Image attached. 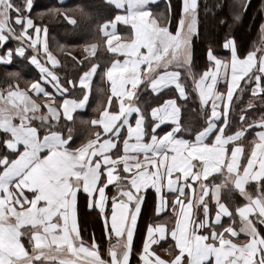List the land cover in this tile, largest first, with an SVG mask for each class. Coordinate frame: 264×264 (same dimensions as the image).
Returning a JSON list of instances; mask_svg holds the SVG:
<instances>
[{"label": "snow or ice", "instance_id": "6c2138e0", "mask_svg": "<svg viewBox=\"0 0 264 264\" xmlns=\"http://www.w3.org/2000/svg\"><path fill=\"white\" fill-rule=\"evenodd\" d=\"M34 7V0H0V64L26 59L40 73L30 90L48 98L43 112L18 85L0 92V264H55L59 257H65L59 264H80L66 254H83L88 264H132L133 257L136 264H264V48L243 53L228 34L222 48L230 57L218 56L209 41L206 67L200 74L193 71L201 27L210 30L228 22L218 16L224 0H165L162 12L154 11L159 0H103L98 7L108 18L98 30L117 57L103 69L111 94L91 122L101 130L75 148L71 128L67 136L55 130L61 127V109L73 120L102 66L92 63L80 75L83 99H68L54 71L59 61L48 49L47 27L35 22ZM228 8L232 24H239L253 2L232 0ZM257 13L264 14V0L255 6ZM121 24L129 29L124 36L117 31ZM260 29L264 32V19ZM12 43L14 48L8 46ZM96 49V44L85 47L92 56ZM188 78L206 118L203 125L193 124L187 107L190 93L182 81ZM220 81L226 92L218 91ZM43 84L65 96L59 106ZM246 92L250 99L232 131L234 104ZM143 93L148 95L142 100ZM253 129L259 130L246 154L241 139ZM215 174L224 177L220 184L209 183ZM228 182L246 201L234 213L219 197ZM250 182L255 194L246 189ZM150 196L157 214L171 205L175 224L170 233L166 222H149L141 231ZM81 200L108 238L110 260L101 258L95 233L86 246L78 219ZM234 215L240 218L238 230L231 224L221 227L222 217ZM168 235L174 245L163 259L150 248Z\"/></svg>", "mask_w": 264, "mask_h": 264}, {"label": "trees", "instance_id": "16d2710c", "mask_svg": "<svg viewBox=\"0 0 264 264\" xmlns=\"http://www.w3.org/2000/svg\"><path fill=\"white\" fill-rule=\"evenodd\" d=\"M209 2L211 3L213 0H209ZM231 2L232 0H224L225 7L218 13L219 17L228 21L227 23L219 26L213 25L210 30H205L203 26L201 27V35L197 37L195 41L193 70L196 74H200L206 67L204 52L209 41H211L216 48L218 56H227V52L222 48V43L228 34L235 37L238 48L243 53H247L250 50H256L261 44L260 24L262 19H264V14H253L255 12V6L259 4V0H252L253 8L248 11L239 24H232L228 8V5ZM173 3L175 4L176 0H173ZM102 4L103 0H67L64 3H56L54 0H47L46 3L43 2L42 4H36V7L38 8H49L48 13L42 19L38 20L35 18V21L47 27L50 48L60 60V65L56 68V71L60 80L65 85H67L69 79L74 80L88 65V63L85 64L84 62H80V64H78L77 62V59L81 57V48L83 44L88 43L91 40L98 41L99 47L93 59L102 67L113 57L111 53L103 48L102 36L98 30L99 24L103 23V20L108 18L106 9L98 7ZM157 10L162 12L164 9L159 5ZM67 17H71L75 21V24L69 22ZM173 23H175V21H173ZM172 30L174 31L175 29L173 28ZM186 85L190 93L187 107L190 110L193 124L203 125L204 121L201 120V116L192 112V110L197 109L195 92L189 83H186ZM249 98L250 94L246 92L241 96V99L234 104L232 131H235L239 126L240 110L247 104ZM260 111H264V108L260 109ZM85 116H88L87 112ZM203 119L205 120V118ZM58 123L61 127H58L55 130L62 131L64 134L68 132L69 128H71L72 131L77 128L79 131H82L83 129L81 124L75 122L59 121ZM36 125H39V122H36ZM253 132L254 131L245 135L244 144L246 153L250 148V139L252 138ZM224 201L231 207L235 204H240L242 199L235 194L232 196H226ZM149 202H151L150 199L148 200V203ZM78 215L79 225L82 229V236L86 237V234L89 235L90 233L95 232V230H98L99 233H101L100 227L96 223L94 213L85 211L83 206H79ZM95 235L98 238V242L102 245L103 256L105 254L107 242L101 234H97L96 232Z\"/></svg>", "mask_w": 264, "mask_h": 264}, {"label": "crops", "instance_id": "0c3cea01", "mask_svg": "<svg viewBox=\"0 0 264 264\" xmlns=\"http://www.w3.org/2000/svg\"><path fill=\"white\" fill-rule=\"evenodd\" d=\"M46 1L47 0H34L35 8L32 9V15L34 18H37L38 20H40L48 13V11H49L48 7L47 8L46 7L45 8L36 7V4H38V3L42 4L43 2L46 3ZM66 1L67 0H54V2H56V3H64ZM159 5L161 6L162 9H164L165 0H159ZM155 11L159 12V10H157V9H155ZM67 20L69 21L68 17H67ZM36 23H39V22H36ZM39 24L41 25L42 28L45 26V25H42L41 23H39ZM128 30H129L128 26H125L122 24L118 25L117 31H118L119 35H121V36L126 35ZM260 32H261V44L257 49L264 48V32H262L261 29H260ZM42 37H43V33H42ZM46 39L48 42V30H47ZM105 40H106V37L102 36V46L106 51H108L107 45L104 42ZM91 44L97 45V49H96V52H97L98 47H99L98 41H92L91 40L88 43L83 44L82 48H81V57L79 59H77V62H78V64H80V62H84L85 64L88 63V65L74 80H72V79L68 80V81H75L76 82L75 86L71 83H67V85H65L60 80V82L63 84V86L68 89L67 93L65 94V96H67L68 99H71V100L83 99V91L79 85V77L84 71H86L91 66L92 63H98L97 61H95L93 59L94 56H92L90 54V52L85 51V47L88 45H91ZM8 46L14 48L16 45H15V43H12ZM48 49L59 61V64H57L55 66V69H54V71L58 75L56 68L59 67L60 60H59L58 56L54 53V51L50 48L49 42H48ZM225 51L227 52V56H220V57H230V52L228 50H225ZM30 54H31V50H30ZM115 58H117V57L113 56L108 61L107 64H105L103 67H101V69L93 75L92 80L90 82V88L88 90L89 96H88V100L86 102V105L84 108L77 109L73 112V120H71V121L67 120L63 116V110L61 109V118L59 121H69V122L79 123V124H81V126L83 128L82 131H79L78 128L74 129L72 131L73 143L71 144V146L73 148L79 147L81 144L87 143L89 139L94 138L95 132L101 130L100 128L96 127L95 125H92L91 122L93 119L99 118L100 111H103L104 106L106 104H108L107 97H108V95L111 94L110 93V83L107 81L106 77L104 76L103 69H104V67H107L108 65H110L111 60L115 59ZM119 58L123 59V57H119ZM40 59L43 62L44 57L41 56ZM11 66H13V67H11ZM11 66H7L5 64H0V92L6 93L9 89V85H12L13 87L18 85L20 89H24V90L28 91L29 95L32 97V99L35 100L38 104H40L42 106L43 112H47V108L43 107V105L48 100V98L45 97L42 93L36 94L30 90V85L33 82L40 80L39 70L34 65H31L26 59L19 58V57L15 59V62ZM48 66L51 67L50 64ZM172 70H175V69H172ZM203 70L201 71V73L203 72ZM182 82L189 83L194 90V86H193V83L191 81V78H188L186 81H182ZM43 86L49 92L53 93L54 96H56V100H55L54 104H55V106H59V104L63 101L65 96H61L58 93H56L55 89H53L52 85H50V84H43ZM217 89H218V91L226 92V84L223 81H220L217 84ZM194 92H195V90H194ZM102 93H104V94H102ZM147 95H148V93H143L141 95V99L142 100L146 99ZM195 97H196V101H197L196 102L197 103V109L200 110V104H199V100H198V97L196 95V92H195ZM165 98H167V97H165ZM153 99H155V98H153ZM2 103H3V101H0V104H2ZM197 109L192 110V112H194L196 115H198V114L200 115V111ZM208 111L210 112V106H209ZM86 112L88 113V116H85ZM203 118L204 117H201V120H203L205 123L206 118H205V120ZM36 122H39V121H36ZM133 122H134V119H133ZM258 130L259 129H253L252 131L255 132ZM254 132H253V134H254ZM67 134H68V132L65 133V136H67ZM125 134H126V129H125ZM253 134H252V138L250 139V145L249 146H251ZM41 135H43V133H41ZM244 139H245V137H243L241 139V143L244 145V148H245ZM248 152H250V148H249ZM242 159H244V157H242ZM244 162L246 163V160H244ZM215 175H216V179L215 180L210 179L209 183L220 184L224 180V177L219 176V174H215ZM246 189L250 193H253V194H255V192H256L255 184L252 182H250L248 185H246ZM109 191H111V189ZM198 191H199V189L196 188L192 193L193 196H195ZM235 194L238 195L242 199V201L240 204H235L231 207L228 205L229 208L233 212H235L236 207L245 203L246 201L240 195V193L234 188V186L231 184V182H228L225 186H222L219 190V197H220L221 202H223V203H225L224 199L226 196H232ZM149 199L151 200V202L148 203L147 210L145 211V215L141 218V220L139 222L141 231L144 230L145 226L149 222H151V223L166 222V227H168V231L170 233V226H174V224H175L174 214L172 213L171 205H167L162 210L161 213L157 214L155 212V204H154L153 198L150 196ZM206 200L209 201L211 214L214 216L215 210H216V205H215V201H213L211 199V194H209V196L206 197ZM80 203H81V205H80ZM79 206L80 207L83 206L85 211H89V210H87L86 205H85L83 200H81V202H79ZM199 215L202 218V208L199 209ZM78 219H79V215H78ZM230 224L233 225L234 227H236V229L238 230L241 226L239 216L234 215L232 217H229V216L222 217L221 227H227ZM96 232H97V234H101V233H99L98 230H95V232H92L89 235L86 234V237L82 236L85 243H86V246L90 243L91 235L93 233H96ZM244 239H245L244 234L240 233L239 242H242ZM104 240H106L107 246L105 249V254L103 256H101V258L106 259V260H110V257L108 256V253H107L108 238H104ZM116 240H117V238L115 236H113L111 242L114 244V243H116ZM141 244H142V241L140 238V234H138L136 237V245H137V247H140ZM170 245H174V241L171 239V236L168 235L166 238L158 239L157 242L151 246L150 251L155 252L157 255H159L163 259H168L169 258L168 249L170 248ZM29 251H31L30 247H29ZM66 256L68 258L73 259V260L80 261V264H88L87 259L83 258V254H80L77 256H72L71 254H66ZM60 258H65V257L57 258L55 261V264H59ZM43 259L44 258H41L42 261H43ZM132 259H133L132 264H136V259L134 257ZM153 259H154V257H153ZM37 264H40V262H37ZM44 264H48V262L45 261Z\"/></svg>", "mask_w": 264, "mask_h": 264}]
</instances>
